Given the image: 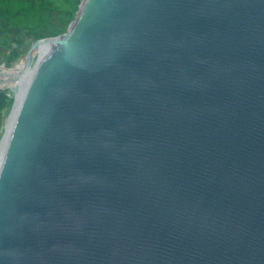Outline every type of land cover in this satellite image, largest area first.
Listing matches in <instances>:
<instances>
[{
    "label": "water",
    "instance_id": "1",
    "mask_svg": "<svg viewBox=\"0 0 264 264\" xmlns=\"http://www.w3.org/2000/svg\"><path fill=\"white\" fill-rule=\"evenodd\" d=\"M5 88L0 264H264V0H83Z\"/></svg>",
    "mask_w": 264,
    "mask_h": 264
},
{
    "label": "rangeland",
    "instance_id": "2",
    "mask_svg": "<svg viewBox=\"0 0 264 264\" xmlns=\"http://www.w3.org/2000/svg\"><path fill=\"white\" fill-rule=\"evenodd\" d=\"M83 0H0V65L14 67L36 41L67 32ZM14 101L0 89V140Z\"/></svg>",
    "mask_w": 264,
    "mask_h": 264
},
{
    "label": "bare ground",
    "instance_id": "3",
    "mask_svg": "<svg viewBox=\"0 0 264 264\" xmlns=\"http://www.w3.org/2000/svg\"><path fill=\"white\" fill-rule=\"evenodd\" d=\"M12 93H13V90H12Z\"/></svg>",
    "mask_w": 264,
    "mask_h": 264
}]
</instances>
